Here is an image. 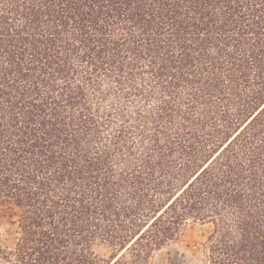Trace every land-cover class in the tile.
Masks as SVG:
<instances>
[{
	"label": "trees",
	"instance_id": "trees-1",
	"mask_svg": "<svg viewBox=\"0 0 264 264\" xmlns=\"http://www.w3.org/2000/svg\"><path fill=\"white\" fill-rule=\"evenodd\" d=\"M2 208L4 264H264V0H0Z\"/></svg>",
	"mask_w": 264,
	"mask_h": 264
},
{
	"label": "rangeland",
	"instance_id": "rangeland-1",
	"mask_svg": "<svg viewBox=\"0 0 264 264\" xmlns=\"http://www.w3.org/2000/svg\"><path fill=\"white\" fill-rule=\"evenodd\" d=\"M210 230L209 225L188 224L180 239L159 253L158 262L161 264H206L201 244ZM0 234L3 245L11 248L18 237L16 217L12 209H0ZM97 251L100 255H110V250L106 246L98 248ZM0 264L4 263L0 260Z\"/></svg>",
	"mask_w": 264,
	"mask_h": 264
}]
</instances>
